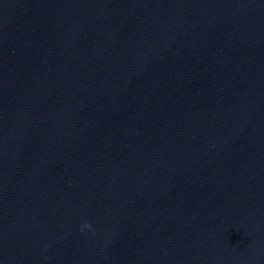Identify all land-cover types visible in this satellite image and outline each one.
I'll use <instances>...</instances> for the list:
<instances>
[{
	"label": "clouds",
	"instance_id": "clouds-1",
	"mask_svg": "<svg viewBox=\"0 0 264 264\" xmlns=\"http://www.w3.org/2000/svg\"><path fill=\"white\" fill-rule=\"evenodd\" d=\"M85 227H90V225H87V224H86Z\"/></svg>",
	"mask_w": 264,
	"mask_h": 264
}]
</instances>
